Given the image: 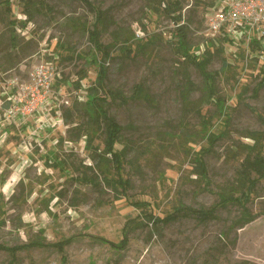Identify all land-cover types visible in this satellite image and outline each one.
I'll list each match as a JSON object with an SVG mask.
<instances>
[{
  "label": "rangeland",
  "instance_id": "obj_1",
  "mask_svg": "<svg viewBox=\"0 0 264 264\" xmlns=\"http://www.w3.org/2000/svg\"><path fill=\"white\" fill-rule=\"evenodd\" d=\"M8 1L7 6L0 0V208L5 220L0 243H45L18 251L14 264H264V179L247 204L258 216L243 227L232 228L240 215L234 205L205 222L179 215L154 227L146 219V214H172L182 205L209 208L217 202L218 191L235 182L244 146L252 143L245 136L264 131V86L255 90L264 70V51L253 48L247 55L239 47L232 54L229 45H222L224 51L217 54L218 40L210 47L214 54L208 70L217 73L215 86L225 114L207 103L202 113L209 120L202 127L180 99L184 69L198 87L203 78L177 53L173 20L150 10L148 0H89L106 11L104 44L116 32L130 30L141 40L130 52L112 49L104 91L98 89L100 94L118 91L128 99L120 103L107 96L106 106L122 128L116 146L126 150L122 171L117 173L110 157L99 163L106 177L130 181L122 191L117 184H106L91 160L95 148L98 153L103 149L102 125L94 127L90 146L73 128L86 122L85 89L97 76L85 30L95 21L94 14L84 0ZM207 2L182 0V19L189 23V41L199 57L211 45L204 43L202 12ZM222 58L229 67H222ZM40 62L50 63L53 77L43 109L21 119L6 118V105L31 82L33 66ZM81 74L85 78L78 87ZM139 84L149 100L131 97ZM200 95L196 91L193 99ZM208 130L226 134L212 146L203 135ZM207 148L206 187L194 172L193 160ZM56 158L63 163L61 169L52 164ZM83 174L99 184L79 182ZM142 202L147 204L134 205ZM124 235L123 247L112 246ZM10 259V253L0 250V264Z\"/></svg>",
  "mask_w": 264,
  "mask_h": 264
},
{
  "label": "trees",
  "instance_id": "obj_2",
  "mask_svg": "<svg viewBox=\"0 0 264 264\" xmlns=\"http://www.w3.org/2000/svg\"><path fill=\"white\" fill-rule=\"evenodd\" d=\"M9 1L6 0L8 6ZM85 5L88 9L94 14L95 21L87 27L85 30L88 34V39L91 46V62L97 66V76L90 86L86 90V100L84 102V111L86 116V122L83 124L76 125L74 130L78 133L76 137L79 139L82 136L85 137V145L90 146L92 143V137L95 132L94 127H99L102 125L104 139H103V149L101 153H98L97 148L93 150V155L91 160L97 166L99 171L103 172V169L99 167V163L102 164L103 160H108L110 157L111 164H113L117 170V173L120 174L122 171L123 159L126 155L125 148L117 149V144L121 143V131L122 128L118 125L113 117H111L106 109L107 106V96H111L114 100H119L120 103L128 102V99L118 91H105L100 94L98 89L102 88L104 91L105 80H106V62L112 57V49L116 46H119L120 49H124L128 52L132 50V46H140L139 43L141 40L135 36V34L130 30L127 34H120L116 32L113 36V40L104 44L101 41V34L106 30V11L102 10L100 7H97L93 2L89 0H84ZM207 4V3H206ZM205 4V5H206ZM147 5L150 10H153L154 13H162L163 15L171 18L176 24L174 38L176 40V50L180 55L182 60L188 64L193 65L197 68L199 73L203 78L202 87H198L190 78L186 69L182 73V83L180 85V99L183 105L184 110L187 113H193L200 119L202 127H206L208 120L205 117V114L202 113L204 105L207 103H213L219 109L220 114H225L224 111V101L220 96L217 95V90L215 86L216 72H210L208 70V65L211 62L213 57V52L210 47H214L215 43L211 42L210 46L202 53L201 57L196 56V50L194 46L189 41L188 32H189V23L184 22L181 15L182 9V0H148ZM162 6V7H161ZM30 17V16H29ZM28 17V18H29ZM144 28V27H143ZM14 32V31H13ZM11 43L15 40V33H13ZM153 42V40L148 41V43ZM220 47L215 48V53L221 54L224 51L223 43H220ZM264 51V49H263ZM222 67H229L226 58H222ZM260 74L262 75L261 80L257 83L256 91L264 86V70L260 69ZM85 78V75L81 74L80 79L76 82V86L79 87V82ZM196 91H200L201 95L198 98L193 99V94ZM133 97L141 98L144 100H149V95L146 92L145 88L142 85H136L133 91ZM9 106V105H6ZM71 113L65 114L66 122H69ZM204 130V129H203ZM226 132H221L219 134L212 133L208 130L206 136L208 142L213 146L216 142L222 139L225 136ZM252 140L251 144H246L244 146L245 152L243 157L239 159V165L237 168V177L233 184L228 188H222L218 191L217 202L209 208L198 207L193 208L190 206L182 205L176 209V212L168 214L164 217H157L153 214H146V219L148 222L151 221L152 224L157 226L158 224H167L179 218V215L186 217H194L200 222H205L210 219H215L217 217V212L220 209L227 208L228 205L237 206L239 209L240 215L232 222V228L243 227L245 224L253 221L258 213H252L247 206L251 200V194L255 192L256 186L258 183L264 179V131L263 132H250L245 136ZM210 149L207 148L200 152L197 157L193 160L194 163V172L198 178H200L206 185L209 184L208 170L203 158V153L205 154ZM57 162L55 161L53 166L61 169L63 165L62 161L58 158ZM51 161L52 159H47ZM89 169L92 170V167L89 166ZM103 179L106 184L110 186H116V184L125 191L130 187V181L127 179H122L121 177L114 180L112 178L106 177V174L103 172ZM79 182L89 183L90 185L97 186L98 180L94 177L83 174L78 178ZM204 187V188H206ZM116 190V188H115ZM205 190V189H203ZM147 203H134L137 207L146 205ZM3 211L0 208V227L4 226L5 220L3 217ZM127 241V236L124 235L123 239L116 245L112 244L114 247H123ZM64 243L59 244L58 247H62ZM45 243L42 241H30L27 244L14 245L12 247L6 246L0 243V250L7 251L12 256V259L8 261L7 264H14L15 254L26 248L44 246Z\"/></svg>",
  "mask_w": 264,
  "mask_h": 264
},
{
  "label": "built area",
  "instance_id": "obj_3",
  "mask_svg": "<svg viewBox=\"0 0 264 264\" xmlns=\"http://www.w3.org/2000/svg\"><path fill=\"white\" fill-rule=\"evenodd\" d=\"M202 17L205 44L222 41L223 46L229 45L231 50L234 49L233 52L229 49L232 54L239 47L247 55L252 54L253 48L263 51L264 0H208ZM137 37H140L139 33ZM50 66V63L43 62L33 66L31 82L21 87L14 96L5 111L6 118L18 116L21 119L43 109L53 80L49 73Z\"/></svg>",
  "mask_w": 264,
  "mask_h": 264
}]
</instances>
